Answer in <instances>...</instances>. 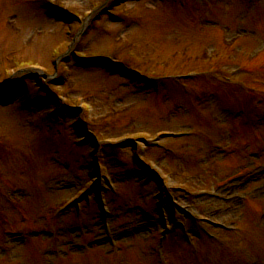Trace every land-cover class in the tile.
I'll return each mask as SVG.
<instances>
[{
	"label": "rangeland",
	"instance_id": "1",
	"mask_svg": "<svg viewBox=\"0 0 264 264\" xmlns=\"http://www.w3.org/2000/svg\"><path fill=\"white\" fill-rule=\"evenodd\" d=\"M59 1L0 0V264H156L180 208L170 264H264V101L192 76L264 79V0Z\"/></svg>",
	"mask_w": 264,
	"mask_h": 264
}]
</instances>
